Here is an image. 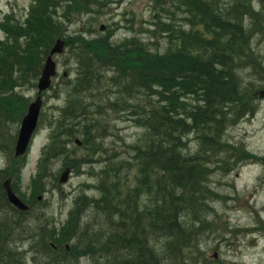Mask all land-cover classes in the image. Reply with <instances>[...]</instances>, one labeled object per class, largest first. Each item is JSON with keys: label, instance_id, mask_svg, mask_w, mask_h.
I'll return each mask as SVG.
<instances>
[{"label": "trees", "instance_id": "16d2710c", "mask_svg": "<svg viewBox=\"0 0 264 264\" xmlns=\"http://www.w3.org/2000/svg\"><path fill=\"white\" fill-rule=\"evenodd\" d=\"M32 1L24 20L8 18L0 23L6 34L0 40V152L6 159L0 167V264H26V252H31L34 264H81L78 252L91 257L86 264L207 263L202 250L198 258L192 257L189 238L195 239L196 247L200 229L214 220V216L207 219L210 205L196 217L204 209V201L214 196L210 177L215 173L228 174L233 166L255 157L243 142L227 139L228 127L241 119L237 112L225 115L219 110L207 113L204 109L209 106L203 90L208 75L213 81L209 84L217 85L211 93L222 107H243L252 97L243 91L223 95V89L231 87L233 81L229 83L221 71L241 78L238 72L249 64L227 54L218 21L202 17L213 6L218 9L213 15L222 17L229 0H202L198 10L203 12L201 17L196 18L195 13L185 17L182 25L195 21L197 35L213 47L190 53L187 59L171 49V44L176 48L188 46L186 28L170 25L165 30L169 24L164 22L161 29L167 45L159 53L137 36L127 37L120 44L104 36L75 37L77 43L72 52L77 76L73 83H65L68 104L61 111L57 127L50 131L51 140L44 149L40 170L44 176L52 174L51 158L71 165L70 142L76 143L77 138H82L83 146L93 148L82 160L100 150L103 167L95 185L99 196L79 195L63 228L57 227L54 215L51 220L40 206L37 194L42 187L35 188L30 197L31 208L23 211L9 201L3 182L13 176L14 189L20 194L26 157H16L15 145L31 100L22 90L37 87L46 56L61 35L58 29L64 21L70 20L76 9L88 11L90 6L82 0ZM44 2L47 10L43 13ZM181 2L187 12L199 7L192 0ZM52 8H64L69 15L65 13L63 21L60 17L54 19V13L49 14ZM246 11L255 10L250 7ZM221 51L226 55H221ZM111 62L117 66L110 68ZM220 63L225 65L220 67ZM89 86L96 92L88 93ZM231 94L238 96L241 105L228 101ZM107 111L110 112L102 115ZM113 111H118V119L129 120L144 130L135 141H124L126 157L117 163L102 159L109 150L106 151L100 132L104 117ZM184 138L197 140L195 151L185 146ZM162 141L166 143L161 145ZM154 151L169 158V162L154 163ZM197 164L201 169H188ZM226 166L232 168L227 170ZM183 176H187L183 179L185 184L181 181ZM190 180L189 185L186 182ZM179 182L186 192L178 190ZM164 207L171 209L166 216L161 213ZM141 233L148 234L147 240L140 237ZM66 241L71 242L70 251L64 246ZM93 242H99L96 252H87L86 244Z\"/></svg>", "mask_w": 264, "mask_h": 264}, {"label": "rangeland", "instance_id": "374dc122", "mask_svg": "<svg viewBox=\"0 0 264 264\" xmlns=\"http://www.w3.org/2000/svg\"><path fill=\"white\" fill-rule=\"evenodd\" d=\"M82 1L89 4V13L81 8L76 9L70 16L71 21L66 19L58 29L61 30L62 36L71 40L67 41L65 53L56 58L59 74L54 78V86L44 93L40 125L27 154V165L20 181V192L27 202L33 196L36 185L43 183L40 195H37L38 202L47 217L52 220L54 215L55 224L61 228L79 195L99 196L100 192L95 185L99 181V171L103 167V162L100 161L99 165H94L93 160H90L92 155L82 160L83 156L93 151L91 146L85 147L83 144L78 146L75 142H70L72 155H68V161L71 160L73 171L68 182L61 185L58 184V180H54V176L63 166V161L58 158L54 159L52 165L54 172L51 176H44L41 179L38 169L43 149L51 140L50 131L57 127L61 120V111L68 104L65 83H73L77 76L76 59L72 52L77 43L75 37L80 34L87 38L104 36L120 44L127 37L137 36L143 39L149 48L157 47L161 51L166 45V34L161 29L165 19L170 16L172 27L183 26L182 14L169 0ZM32 3V0H0V23L8 18L20 21L31 9ZM41 4H44L42 9L44 13L47 4L45 5V2ZM50 13H54V19L60 17L61 21L65 19V13L69 15L64 8L49 9ZM91 19L94 20L92 25ZM101 25L105 26L104 30H100ZM90 27H94L91 28V33ZM5 35L4 31L0 30V38ZM259 49L264 53V42L260 43ZM42 70L43 68L41 72ZM250 71V68H246L241 73L244 74V78L245 76L253 78L248 76ZM37 90V87H30L22 91L33 100L36 98ZM257 103V109L251 116L230 126L227 131L228 140L243 142L255 157L240 166L224 167L227 170L232 168L228 174L215 173L210 177L209 187L214 191V196L208 200L212 210L207 219L210 221L214 216V220L200 229L199 243L191 248L194 259L198 258L201 250L204 252L201 254L207 258V263L203 262L204 264H264V98L260 97ZM118 118H120L118 111L106 115L100 132L103 135L102 143L105 144L106 151L109 150L104 155L111 154L116 162L126 157L124 141L125 144L135 141L144 131L133 122ZM100 156L98 153L94 159ZM5 161L4 154L0 152V166ZM24 259L26 264H34L31 252H26ZM80 262L86 264L88 261L80 259Z\"/></svg>", "mask_w": 264, "mask_h": 264}, {"label": "bare ground", "instance_id": "6f19581e", "mask_svg": "<svg viewBox=\"0 0 264 264\" xmlns=\"http://www.w3.org/2000/svg\"><path fill=\"white\" fill-rule=\"evenodd\" d=\"M169 1L170 2L172 1V5H174L175 8L178 11H180V13L182 14L181 16L182 22H185V17L188 18V16L192 15V13H195L196 18L201 17V14L203 13V12H198V10L202 7V0H192V3H194L196 7L197 6L199 7L197 9H191V10L189 9L188 12L186 11L184 7H182L184 5L182 4L181 1L183 0H169ZM207 1L208 0H204L205 3ZM245 2L247 1L246 0H229L226 6V9L224 10L226 14L223 15L222 17L213 15L215 12L218 13V9L215 6L210 7L209 10L205 11L207 13H204L202 15L203 19H212L214 21H218L219 26H221L219 33L223 41L224 51L227 54L235 57V59L237 60L242 59L246 62V64H249L248 68L251 69L250 71L251 73H249L248 76L253 77V78H247L246 76L244 78L243 77L244 74L240 72H238L237 75L240 76L241 78L237 77L236 75H235V78H233L231 72L221 71V75H223V77L228 82L233 81V84L229 82L231 83V87L228 86V88L223 89L224 91L223 95H229L231 92H239V91H243L245 96L252 95V97H250V101L248 104H244L243 107L237 106L235 108L232 104L225 105L222 107V105H220L219 102H216V99L212 95L211 90L213 88L217 89V85L209 84L213 82L212 77L210 75L206 76L205 82L207 85L206 84L204 85L203 90L205 92L204 93L205 100L209 106L205 107V105H202V104L201 106L202 108L205 107L204 109H205V112L207 113H215L219 110L221 113H224L225 115H233L235 112H237V114L241 118L238 122H240L245 117L251 116L254 113V111L257 109V105H258L257 101L260 99V97L264 98V53H262V51L259 49L260 43L264 42V2H262V0H249L248 3H250L251 6L246 5ZM250 7L252 10H255V11H246L247 8H250ZM169 19H170V16H168L165 19V23L169 24V25H165V30L166 28H168V26L172 24V21H169ZM183 26L187 30L185 34L186 35L185 41L188 46L176 48L174 47L173 44H171V49L174 51L176 55H180L181 58L187 59L190 53L198 52L202 49H213V47H211L204 38L197 35L195 31V21L192 25L183 24ZM91 28L94 29V27L89 28L90 33L92 31ZM233 35H236V37H234ZM166 45H167V40H166ZM152 49H154L156 53H159L160 51L159 49H157V47H153ZM163 50L164 48L161 49L160 52H162ZM225 52L221 51V55L222 54L226 55ZM217 62H220V61H217ZM111 65L117 66V64L114 62H111V64L109 65L110 68H112ZM222 65L224 66L225 63H220L218 66L221 67ZM93 91H94L93 87L89 86L88 93L91 94L93 93ZM95 92L96 91H94V93ZM228 101L234 104L241 105L238 103L239 102L238 96L235 94H231L228 97ZM238 122L234 124H237ZM234 124H231L230 126ZM165 143H166L165 141H162L161 145H164ZM184 143H185V146H188L192 152L195 151L196 143H197L196 139L184 138ZM99 151L97 153L101 154V152ZM174 154H178V153H174ZM151 157L154 163L169 162L168 161L169 158H165L162 154H160L157 151L152 152ZM102 159L107 160L109 162L117 163L115 161V158H109V155L103 156ZM91 160H93L94 165H99L101 162L99 158L94 159V156L91 157ZM188 169L193 171L195 169H201V168L197 164V165H193V167H188ZM185 177L187 176H183L181 180L183 181L184 184H185V181H184ZM186 183L187 184L189 183L190 185L192 183V180ZM181 186H182V182H179L177 188L179 191L183 193V191L185 190L183 189L182 191V189L180 188ZM194 194L196 195L195 192ZM195 195L192 197H195ZM204 203H205L204 209L200 213H197L196 217L204 214L207 208L209 207V203L207 202V200H205ZM170 210H171L170 208L164 207L161 209V213L162 215L166 216ZM181 216H182V213L180 212L179 218ZM179 218H177L176 220H178ZM140 237L141 238L143 237L144 240L145 239L147 240L148 234L141 233ZM189 239H190L189 241L191 242L192 246L195 247V239L193 238H189ZM98 244L99 242L97 243L93 242L90 244H86L85 250L87 252L94 253L97 250ZM78 253L80 255L81 260L83 259L89 260L91 258L87 253H84V252H78ZM125 257H126L125 254H123V259H125ZM111 258L113 261H116V258H113V257ZM182 264H189V263H182Z\"/></svg>", "mask_w": 264, "mask_h": 264}, {"label": "water", "instance_id": "95a60500", "mask_svg": "<svg viewBox=\"0 0 264 264\" xmlns=\"http://www.w3.org/2000/svg\"><path fill=\"white\" fill-rule=\"evenodd\" d=\"M103 29V28H102ZM65 41L58 39L54 47L51 50L50 55L48 56L47 62L42 72V76L39 79V90L40 92L49 88L52 84V77L56 74V62L53 60V55L55 53H62L64 51ZM43 104L42 97L39 95L36 101L32 102L27 114L24 116L19 136L16 144V155H23L29 148L30 142L32 140L33 134L38 127L39 115L41 107ZM81 143L80 141H78ZM70 169H67L63 176L61 177V182H64L68 178V173ZM5 187L9 196V199L13 204L21 209H28L29 206L24 203L13 191L11 185V179H8L5 182Z\"/></svg>", "mask_w": 264, "mask_h": 264}]
</instances>
